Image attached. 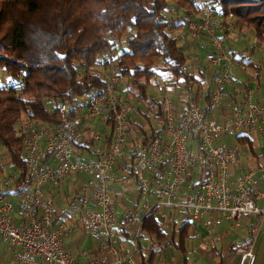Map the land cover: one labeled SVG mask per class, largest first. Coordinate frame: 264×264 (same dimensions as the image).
Listing matches in <instances>:
<instances>
[{
  "label": "built area",
  "instance_id": "1",
  "mask_svg": "<svg viewBox=\"0 0 264 264\" xmlns=\"http://www.w3.org/2000/svg\"><path fill=\"white\" fill-rule=\"evenodd\" d=\"M196 5L198 13L186 28L194 39L203 37L210 46L206 64L215 74L208 103L196 96L182 105L175 103L165 77L158 76L161 128L159 135L145 141L131 123L133 107L119 95L120 73L112 70L105 88L80 103L89 121L106 124L112 119L110 134L90 131L69 104L58 102L59 123L26 119L17 128L24 173L0 142V241L20 248L16 264H75L76 258L64 250L66 228L45 194L80 175L91 178L81 201V223L101 241V256L87 264H138L143 255H160L170 247L178 219L216 230L225 221L240 226L256 217L264 228V191L258 187L264 166H240L239 142L261 129L264 103L250 93L242 103H228L224 119L213 116L223 107L227 89L239 91L232 70L241 63L226 48L230 26L204 0H196ZM123 176L125 186L117 188ZM129 185L145 203L143 215L122 206ZM152 214L158 215L157 222L167 233L163 242L147 234L145 220ZM123 235L129 241L119 240ZM255 263L252 249L241 253L239 264Z\"/></svg>",
  "mask_w": 264,
  "mask_h": 264
},
{
  "label": "trees",
  "instance_id": "2",
  "mask_svg": "<svg viewBox=\"0 0 264 264\" xmlns=\"http://www.w3.org/2000/svg\"><path fill=\"white\" fill-rule=\"evenodd\" d=\"M204 2L221 20L232 14L239 31L264 39V0ZM197 13L196 0H0V142L16 167L24 173L17 132L22 120L57 124L58 102L81 114L83 97L108 84L110 66L130 78L143 98L164 72L191 87L195 79L187 75L188 58L178 41ZM190 224L173 227L181 247ZM145 228L156 242L168 238L153 215Z\"/></svg>",
  "mask_w": 264,
  "mask_h": 264
},
{
  "label": "crops",
  "instance_id": "3",
  "mask_svg": "<svg viewBox=\"0 0 264 264\" xmlns=\"http://www.w3.org/2000/svg\"><path fill=\"white\" fill-rule=\"evenodd\" d=\"M238 31L237 33L234 32L232 33V35L230 34L229 36H227L226 41L227 39L229 40L230 38H233L235 34H241L242 32H244ZM180 36V38L183 37L182 35ZM236 37H240V35H237ZM191 41L193 44H196L197 47L205 48L209 53L210 46L204 38L191 39ZM183 51L185 57L188 58L189 62V52H186L185 50ZM240 63L241 65L237 66V69H239V71H244L245 63L243 61H240ZM248 64L251 65L252 62L247 61L246 66H248ZM194 65H198L200 74L198 76H193L195 80H193L192 83L198 84L199 89L196 93H194L193 91H190L191 87H188L186 83L185 85H176L175 88L177 91H179L177 97L180 99V105L184 104L189 96L193 95H195L197 97V100L202 104L208 103L209 101V89L215 71L213 68H211L213 72L209 83H206L205 76L207 74V70L200 66L205 65V63L201 61H195ZM236 71H234L232 74L239 91L234 92L233 89H227L225 91V95L222 99L223 107L213 112V116L217 120H222L225 118L226 107L228 103H242L250 93L252 94V97L255 101L264 103V76H257V79H259V83L256 85L254 90L253 88L248 86L246 82H241L239 80ZM177 82L183 83L181 79H177L175 83ZM201 86H203L202 89L200 88ZM183 88L186 89L185 94L180 92L181 90H183ZM122 94L123 93L120 89L119 95L124 98V95ZM136 94L137 96H134L135 98L140 95L139 89H137ZM152 100L156 104H158V99ZM148 107H150V105H148ZM131 119L133 121V124H135L139 129H143L144 132H146V129L140 126V119L136 118V116L134 115ZM87 124L89 123L86 122V125ZM99 126L101 127L100 124ZM102 127L104 133L109 134L110 132H112V128H109V125L104 127L103 124ZM154 132H159V129H155ZM152 135L153 133L150 136L145 137H151ZM258 137L264 138V124L262 125L261 129H257L251 135V137L245 138L242 141L244 142V144L241 145V149L244 146H249L250 152L249 155L245 157L241 151L240 166L258 168L264 166V157L262 155H258L255 152V148L258 147ZM128 154L130 158L132 151H129ZM86 177L89 178L88 175H86ZM120 180L121 181L117 183V188H119V186H125V177H121ZM60 185L57 188H59ZM258 187L260 188V190L264 191V175L261 173L258 175ZM52 191H48L45 194V198L51 200L53 204H56V208L58 209L56 211L58 219L66 228V235L63 238L64 250L67 253L72 254L76 258L75 264H87L99 258L101 256V252L99 250L101 244L100 239L97 238L90 230L82 227L81 217L74 218L70 216V214H68V196L66 194L62 196L60 192L57 193L56 191L54 193V191ZM85 191H87V188L85 189ZM114 192L116 195H118L119 190L114 189ZM57 199H59V201H57L56 203ZM149 202L153 203L154 200H151ZM121 203L123 208L133 210L137 215H143V207L145 203L144 201L138 199L133 195V187L131 185L127 186L125 199ZM259 205H261V202H259ZM78 211L82 215V209H79ZM117 212L119 215H122V208H119ZM152 215L158 221V215ZM183 224L184 223H182L181 220L178 219L177 226L180 228V226ZM118 238L119 240L129 241L127 235L119 236ZM170 238L171 245L162 254L155 256L143 255L142 258H137L138 264H149L150 262V264H239L241 253L248 249H252L256 255L255 264H264V228L262 225V220L256 217L243 220L240 226H236L233 221H225L223 225L217 227L216 230L206 229L201 224L191 222L190 229L188 231V237H186L183 241L182 247L179 239V232H173V234L170 235ZM173 240L175 243L174 246L172 245ZM143 246L146 248L145 244H143ZM18 252H20L19 247H8L0 241V264H16L15 254ZM107 259L111 261L113 259V255L110 253L107 254Z\"/></svg>",
  "mask_w": 264,
  "mask_h": 264
},
{
  "label": "rangeland",
  "instance_id": "4",
  "mask_svg": "<svg viewBox=\"0 0 264 264\" xmlns=\"http://www.w3.org/2000/svg\"><path fill=\"white\" fill-rule=\"evenodd\" d=\"M236 20L237 18L234 17L232 14H228L224 16L225 23L228 25V27L230 26V31L227 32V36H229L230 34L232 35V33L234 32L237 33L238 28L236 27ZM180 35H182L184 39L183 37L179 39L178 41L179 46L183 48V50H185L186 52H189V62H188L189 65H187L188 66L187 75L198 76L200 74V71L198 69V65H194V64H195V61H201L205 63V65H200V66H202V68H205L207 70L205 80H206V83H209L213 70L211 69L212 68L211 66H207L206 64V57H207L208 51L205 48H199L197 47L196 44L192 43L191 39H194V38L188 34L187 28H185V30ZM237 35H240V37H236ZM200 38H203V37H200ZM125 40H126V35L123 37V44H125L124 43ZM225 44H226L227 50L230 53L233 52L236 56H238V60L243 61L245 63L244 71H239V69L235 67L233 68L232 73L237 70L236 74L239 80L241 82H246L248 86H250L251 88L255 90L256 85L259 83V79H257V76L258 75L259 77L262 75L264 76V39L263 40L258 39L255 36L254 32L252 31H244L241 34H235L233 38H230L229 40L227 39V41H225ZM247 61H251L252 64L251 65L248 64V66H246ZM110 67L107 70L108 71L107 76L109 78H110V72L112 70H115L114 67H111V68ZM158 76L165 77L164 79L167 84L168 94L170 95V97L175 103H179L180 99L177 97L179 91H177L175 87L176 85H185V83L183 82V79L181 80L184 84L180 82L175 83L178 78H175L171 74V72H164L162 73V75H158ZM157 77L151 80V84L148 86L146 90V95H147V99H146V97L143 98L140 96L141 92H140V95L137 98H135L134 96H137L136 92H137V89L139 88L134 85L133 81L130 78H125V77L122 78L120 76L121 85L119 84L120 88L119 87L118 88L119 90L121 89L123 93L122 95H124L123 96L124 101L128 105L133 107V113L130 117L132 118V116L134 115L136 116V118L140 119V122H139L140 126L146 129V132L148 134L144 132L143 129L142 131L135 124H133L132 119H131V123L134 127H136V129H138L139 133L143 137L150 136L152 133H154L155 129L161 128L160 122H159L160 106L152 100V99L157 100L159 98V93L157 90V84H158ZM200 88L202 89L203 86H201ZM198 89H199L198 84H192L190 91H193L194 93H196ZM180 92L185 94L186 89L183 88V90H181ZM148 105H150V107H148ZM77 115L79 117L81 116V119H83L85 123L86 122L89 123L87 125L89 126L90 131L104 133L102 130L103 129L102 125L104 123H101L98 120L89 121L87 117H85L86 115L84 114V112H82L81 114H77ZM26 119L27 118L23 119L21 124H23V122ZM109 121L106 124H104V127L109 125L108 124ZM99 124L101 125V127L99 126ZM48 125H52V124H48ZM112 126H110L109 128H112ZM151 137H147V138H151ZM241 151L243 155L247 157V155H249L250 148L249 146H244L242 147ZM255 152L258 155H262L264 157V138L258 137V147L255 148ZM89 178L86 177V175H80L74 178L66 179L62 181L59 188H56L53 190L54 193L57 191V193L60 192L62 196L65 194L68 196V207H69L68 214H70V216L74 218L81 217V214L78 210L81 209L82 207L81 201L85 198V195H86L85 189L86 188L88 189V185L91 182V178L90 179ZM57 201H59V199L56 200V203ZM54 208L56 211L58 210L56 208L55 203H54Z\"/></svg>",
  "mask_w": 264,
  "mask_h": 264
}]
</instances>
